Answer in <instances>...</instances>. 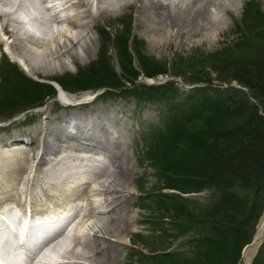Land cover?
<instances>
[{"label":"rangeland","instance_id":"rangeland-1","mask_svg":"<svg viewBox=\"0 0 264 264\" xmlns=\"http://www.w3.org/2000/svg\"><path fill=\"white\" fill-rule=\"evenodd\" d=\"M216 12L214 8H210L211 14H216ZM42 14L47 16L45 12ZM135 14V10L131 8L100 17L92 29L94 35L92 48L84 51L77 47V57H63L64 62L53 67L47 66V69L43 68L44 74L29 75L20 69L26 78L42 84L41 87H36L35 93L31 94L34 96L32 98L36 99L35 96L48 93L41 105H35L37 107L31 112L19 111L14 119L6 114L7 110L1 105L0 128L16 125L10 131L27 134L26 132L34 126L27 127L26 125L35 121V117L39 123L44 124L45 121L51 124L52 114L57 115L54 122L64 119V115L69 114L64 107V102L70 100L58 97L59 90L62 89L71 96L74 95V99L84 98L86 96L84 93L91 95L93 90L84 89L76 92L74 89H65L58 80L68 77L67 75H73L75 80L71 81L72 78L69 77L71 80L68 83L73 86V83L77 82L78 85L82 77L96 70V68H91L96 62L101 63L104 69L109 68L114 76L125 74L133 77L135 75L136 79L133 83L128 82V78L125 80L124 76L122 77L124 80H121L125 81L124 91L110 84L109 88L102 89L108 92L104 91L105 93L99 96L96 94L94 101L80 105L81 109L84 104L87 108L100 109L104 112L100 117V122L104 121L108 126L109 121L114 120L116 127L120 128L119 133L113 134L110 131L106 133L108 135L106 139L111 144L114 155L111 157L109 153L99 161L97 167L103 164L105 166H101L100 169L112 171V164L117 163L118 160L129 167L122 173L124 176L122 179L126 181L130 190L127 192L125 205L128 215L132 218L127 225L128 228L122 233L124 238L120 239L121 241L118 239L121 246L116 264H190L194 258H199L205 263L208 257L200 250L208 251L209 247L205 245L207 248H202L201 245L206 233V213L203 211L218 200L219 193L211 187H204L197 191L190 189L191 183H195L196 180L189 172L192 168L189 161L195 158L189 152L181 153L180 145L185 148L187 146L185 140L180 139L179 136L190 137L191 147L198 145L201 153L205 149L203 141L206 130L210 126L219 125L220 118L209 113L200 115L196 111L199 105L205 106V103L210 105L213 103L212 106L219 104L220 107L224 105L228 109L224 124L229 126L236 120L237 112L231 114V111L238 109L237 96L246 103H258L248 94L247 88L225 76L230 73L237 59L252 56L256 50L264 48V0L242 1L233 14L223 15L225 21L219 24L220 28L214 36H202L201 34L211 32V30L199 31L201 35L187 36L184 34L177 38L173 34L167 40L168 42L157 47L150 43L151 33L145 32L144 26L136 22ZM52 26L56 29V24L53 23ZM37 32L36 35H40V32ZM3 49H0V53H4L11 60L10 57L15 55L14 50L12 49L13 51L6 55ZM159 71H164V73L157 74ZM107 82L111 81L107 80ZM151 85L159 86L164 95L155 98L157 100L149 97H135L136 101H134V96L123 97L136 91L137 89L133 90L135 87L145 88ZM51 91L54 92L53 96L49 95ZM24 92L17 99L19 101L14 102L15 104L30 102L28 100L32 98H27ZM0 103L8 102L0 99ZM30 113L35 115L31 119L32 122L30 120L18 124L23 121L24 116ZM198 117L204 119L201 121ZM31 137L34 145L41 144V138L33 135ZM65 147L64 144L57 159L65 158L63 156ZM24 151V161L17 165V170H11L14 172L10 171L8 174L5 172L7 160L3 162V157L0 158V198H6L4 207L9 205L10 198H17L22 200V205H25L26 209L29 204L34 213H41L47 210L49 205L59 206L58 202L68 203L74 197V193L88 191L94 188L100 180H94L88 186L79 184L83 179L90 180L91 176L88 174L85 176L82 173L79 176L76 174L70 177L65 170L59 172L58 177L46 174V169L55 165L56 157H50L52 162L49 161L39 167L37 160H32L31 155L29 153L26 155ZM95 152H99L96 154L97 157L101 155V151ZM196 153L198 152H194ZM77 155H79L78 152ZM81 155L78 159L74 158V165L89 164ZM97 157L92 158L98 159ZM199 160L200 157L195 160L194 165ZM64 164L65 162L57 164L55 171L60 170ZM61 175L66 178L59 182ZM184 186L189 190L183 192L175 189ZM240 191L241 194L249 195V200L245 203L240 216L231 217L230 221L234 226L228 227L233 229L242 221L240 225L242 230L247 234L254 231L251 241L241 249L238 264H244L242 254L256 241L255 233L260 219L264 216V191L254 204H252L253 193ZM81 197L82 203L79 198L74 205L84 204V194ZM91 198L95 205L101 200L99 194L95 195V193L91 195ZM254 205V217L247 218ZM87 208L85 205L82 206L85 213ZM98 209H102V205ZM97 210L89 216L87 224L100 216L101 213H97ZM258 214L260 216L254 223ZM106 222L116 226L122 223L110 217ZM86 223H83L82 229H85ZM108 238L110 241L116 240L112 236ZM77 239L82 238H76L73 241ZM263 240L264 231L251 257L250 264L257 251L263 248L260 247ZM98 245L101 244H95V246ZM69 246H63L62 251L71 247ZM80 248L81 246H75L68 254L74 255ZM260 251V260H263L264 249ZM86 263L94 264L90 261Z\"/></svg>","mask_w":264,"mask_h":264},{"label":"bare ground","instance_id":"bare-ground-1","mask_svg":"<svg viewBox=\"0 0 264 264\" xmlns=\"http://www.w3.org/2000/svg\"><path fill=\"white\" fill-rule=\"evenodd\" d=\"M45 1L0 0V49L4 48L3 52L6 55L13 50L15 54L12 56L9 54L11 56L10 60L4 53H0L1 100L7 101L15 92L21 91L22 87L19 85L20 76L25 75L21 70L26 74L39 76L37 74H44L43 68L47 69V66L53 67L64 62L62 61L63 57H77V47L84 51L91 49L94 43L92 32L93 27H95L94 24L96 20L108 13L131 8L135 10L136 22L144 26L145 32L151 33L150 43L157 47L168 42L167 40L173 34L176 38L184 34L187 36L201 34L202 36H214L220 28L219 24L225 21L223 15L233 14L244 0H57V2H48L58 3L56 5L58 8L62 6L63 9L70 10V13L65 16L60 13L52 15L50 12L51 8L45 5ZM210 8H214L217 11L216 14H211ZM44 12L47 16L42 14ZM220 12L223 14H218ZM53 23H57L56 29L52 26ZM64 24L65 26L63 27L62 25ZM204 30H211V32L200 34ZM36 31H39L40 35H36ZM19 73L21 74L19 75ZM30 87L27 85L24 90ZM22 92H19L17 97ZM24 93H26V96L29 94L27 90ZM58 97L68 100L75 98L74 95L71 96L62 89L59 90ZM133 99L135 101L134 97ZM83 103L85 102L76 104L64 103V107L69 111V114L64 115V119H58L56 122L54 121L57 115L52 114L51 124H47L46 121L45 124L39 123L35 115L32 113L27 114V117L24 116L22 118L23 121L18 124L29 122L35 117V121L32 122L31 120L32 123H27L26 125L27 127L34 126L26 132L28 135L10 131L16 125L11 127L1 126L0 158L3 157V162L5 159L7 160L5 172L8 174L11 170H15L17 165L24 161V150L26 155L28 153L31 155L32 160H37L39 167L49 161L52 162L50 157H56L55 165L46 169V174H53L57 177L58 173L63 170L70 177H74L76 174L79 176L86 170L90 172L89 168L91 166L89 164L74 165V158H80L77 152L86 153L83 154L87 159L90 156L88 153H92L95 148H99L104 151L105 156L111 153L112 157L114 154H112L111 144L106 139L108 137L106 133L108 131L113 134L119 133L120 128L116 127L114 120H110L108 126L104 121L101 120L102 122H100V117H102L104 112L89 106L87 108V106L85 107L86 104L81 109L80 105ZM31 111V109H26L22 113ZM17 116L18 113L15 114L14 118ZM31 135L41 138V144L34 145ZM64 144L66 145L63 155L65 158L57 159V155ZM81 157L84 158L83 156ZM64 162V166L60 170L55 171L57 170L56 165ZM112 166V171L98 169L93 174V180L100 179L94 188L85 192L74 193V197L68 203H57L59 206L63 204L68 207L78 206L72 218L77 234L72 239H75L76 236L82 238L74 241L75 244L66 249L67 251L63 250L61 254L63 257L76 259L63 264H87L86 261L94 264L117 263L118 251L121 246L118 241L124 238L122 233L128 228L127 225L132 217L128 215L125 205L127 202L126 196H128L127 192L130 190L125 183L126 181L122 179L124 177L122 173L127 171L129 167L120 160L112 164ZM65 178L66 176L61 175L59 182ZM26 182L28 183V180ZM79 184L90 186L91 181H84ZM24 187L28 188V186ZM90 191L94 192L89 193ZM94 193L95 195L99 194L101 199L97 205L94 204L91 198ZM83 194L85 196L83 205L88 208L86 213L81 215L83 205H74V203L79 198L81 201V195ZM5 199L0 198V211L5 204ZM10 201L22 209L21 199L10 198ZM100 205H102V209L97 210ZM95 210H97V213H101L99 214L100 216L95 217L93 221L87 224L86 221L91 214H94ZM106 213L107 215H104ZM109 217L112 219L116 218L122 223L117 226L111 223L108 224L106 220ZM83 223H86L85 229H82ZM263 231L264 216L260 219L255 233L256 241L251 247L245 249L242 254L244 264H250L254 250L262 238ZM61 233L62 231H59L52 240L43 244L41 248L45 247L46 251L57 252V247L61 242L56 237L61 235ZM110 236L115 237L116 240L110 241L108 238ZM95 244L101 245L95 246ZM75 246H81L80 250L74 255L68 254L73 251ZM15 253L11 238L6 237V234L0 231V256L3 260L8 264H26L19 257H16Z\"/></svg>","mask_w":264,"mask_h":264},{"label":"trees","instance_id":"trees-1","mask_svg":"<svg viewBox=\"0 0 264 264\" xmlns=\"http://www.w3.org/2000/svg\"><path fill=\"white\" fill-rule=\"evenodd\" d=\"M100 66V67H99ZM101 63L96 62L91 68L96 70L87 76L82 77L79 84L73 83L70 85L68 81H74V76L67 75L68 77L58 80L59 84L65 89H74V91L86 90V89H102L109 88L110 84H114L120 87V91L125 90V80L128 78V82L133 83L136 79L130 75L114 76L111 70L106 67L102 68ZM99 67V68H97ZM164 71H159L157 74H162ZM21 73H19L20 75ZM179 74V73H176ZM110 77H109V76ZM108 76V77H106ZM69 77H71L69 79ZM112 77V78H111ZM21 80L19 85H23V91L27 90L29 93L27 98H32L31 94L35 93L36 87H41L42 84L29 80L25 76H20ZM229 80H235L238 84L248 89V94L255 99L258 103H246L242 98L237 96L236 103H239L237 111H231V114L236 113V120L230 123L229 126L224 124V119L227 116V108L219 104L212 106L209 103H205V106H198L197 112L200 115L206 113L214 114L220 118V124L216 127L210 126L206 130L203 144L205 149L199 151L198 145L191 147L190 137L179 136L180 139H184L187 148L181 147V153L189 152L195 159H190V165L192 168L189 172L193 175L195 183H191L190 189L197 191L204 187H211L216 190L218 194V200L210 204L206 210V233L202 238V248L209 247L208 251L200 250L201 253L206 255L207 262L203 263L199 258L191 260L190 264H238L240 259L241 249L244 245L249 243L252 239V233L247 234L241 229L240 225L242 221L235 225V228L231 229L228 226H234L231 223V217L233 215L240 216L245 203L249 200V195L241 194L240 190L253 193L252 204H254L259 196L264 191V48L258 49L252 56L245 57L244 59H237L233 63L230 73L225 76ZM122 79V80H121ZM25 80V81H22ZM107 80L111 82H107ZM200 80V79H199ZM203 80V79H202ZM223 80V79H222ZM191 81V80H190ZM226 81V80H223ZM122 82V83H120ZM27 85L31 86L24 90ZM137 89L131 94L124 95L123 97L134 96L136 98H151L155 99L162 96L159 86L151 87H135ZM168 89V87H167ZM166 89V90H167ZM53 90V89H52ZM132 89H130L131 91ZM108 92L103 90L102 93ZM22 91L15 92L8 103H0V106L7 110L6 114L13 116L27 108L34 107L35 105H41L42 100L46 97V94L37 95L35 98L29 99L28 103L15 104V101L19 97L17 94ZM52 93V94H51ZM49 95L53 96L54 92H50ZM31 96V97H30ZM143 101L146 99H142ZM157 100V99H155ZM232 100V99H230ZM6 102V101H5ZM23 108V109H19ZM183 115V114H181ZM201 121L203 117H198ZM174 149V148H172ZM194 152H198L194 154ZM194 154V155H193ZM200 154V156L198 155ZM200 160L194 165L195 160ZM187 186V185H186ZM175 188V187H173ZM180 191H188L186 187L175 188ZM254 207H251V214L247 218H253L255 215ZM248 208V207H247ZM237 214V215H236ZM260 214L256 216L257 222ZM260 249H264V240L261 243ZM260 249L252 259L251 264H262L264 259L260 260ZM201 255V254H200ZM264 258V257H263Z\"/></svg>","mask_w":264,"mask_h":264},{"label":"water","instance_id":"water-1","mask_svg":"<svg viewBox=\"0 0 264 264\" xmlns=\"http://www.w3.org/2000/svg\"><path fill=\"white\" fill-rule=\"evenodd\" d=\"M56 88H57V90H58V87L57 86H55Z\"/></svg>","mask_w":264,"mask_h":264}]
</instances>
